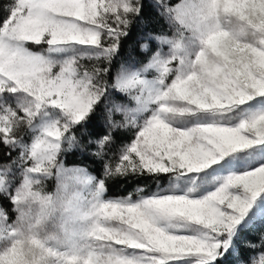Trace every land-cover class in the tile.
<instances>
[{
  "label": "snow or ice",
  "instance_id": "6c2138e0",
  "mask_svg": "<svg viewBox=\"0 0 264 264\" xmlns=\"http://www.w3.org/2000/svg\"><path fill=\"white\" fill-rule=\"evenodd\" d=\"M142 6L141 0L0 5V162L15 179L31 167L26 149L104 159L115 134L131 130L118 163L103 169L107 264H249L246 251L257 242L264 250V228L257 227L264 208L248 215L264 193V160L246 159L264 144V39L230 51L210 39L220 60L210 82L163 67L160 47L149 49V39L162 37L151 31L113 67ZM240 9L250 10L253 29L264 32V0H241ZM149 52L138 61L136 53ZM238 163L240 172L233 170ZM220 171L227 175L213 179ZM142 175L157 183L156 191L104 198L107 178ZM192 175H199L195 184ZM174 221L185 222L183 229ZM250 264H264V253Z\"/></svg>",
  "mask_w": 264,
  "mask_h": 264
},
{
  "label": "clouds",
  "instance_id": "9594fccd",
  "mask_svg": "<svg viewBox=\"0 0 264 264\" xmlns=\"http://www.w3.org/2000/svg\"><path fill=\"white\" fill-rule=\"evenodd\" d=\"M164 30L158 60L163 67L198 73L205 82L220 63L209 50L264 39L252 27L241 0H151ZM239 9V10H238ZM31 167L12 179L0 162V264H107L102 215V178L83 165L64 162L63 153L43 147L25 150ZM8 201V206L4 201Z\"/></svg>",
  "mask_w": 264,
  "mask_h": 264
},
{
  "label": "rangeland",
  "instance_id": "374dc122",
  "mask_svg": "<svg viewBox=\"0 0 264 264\" xmlns=\"http://www.w3.org/2000/svg\"><path fill=\"white\" fill-rule=\"evenodd\" d=\"M141 3H143V6L145 7L143 12H141V15L139 17L135 18V22L132 24V27L134 29V33H133V39L131 41H129V43L126 46H123V48L121 49L120 53L117 55V57L115 58L114 62H113V67L116 66L117 62H119L121 59H126L128 56V45L129 44H133L135 43V41L137 40L138 37L143 36L144 33L151 31V32H155V33H159L162 32L164 30V25L162 20L160 19V17L157 15V10L154 6V4L151 2V0H141ZM148 15V16H147ZM145 16L153 19H147V17L145 18ZM152 16V17H150ZM146 19L148 21H146ZM31 47V46H29ZM158 47L157 42L154 39H149V49L150 52L154 51L156 48ZM32 50L34 51H39L40 48L36 47V46H32ZM149 53L146 54H139L136 53V55L138 56V61L142 62L146 55H149ZM57 57L66 55V53H57L54 54ZM149 78H151V76H149ZM255 110V106H253V108L249 109L248 112L245 114V116L241 117V118H245L246 115L251 114L252 111ZM235 123V121H234ZM100 133L103 132V129L99 130ZM116 143L111 147V150L108 154V156L104 159H97L93 156L88 155L87 153H81L79 151L76 150H69V151H65L63 153L65 159L64 162L66 164L69 165H73V164H78V165H83L85 167H87V169L91 172L94 173L97 177H101V174L103 172L104 169V164L108 163L110 165H115L116 163H118V156H119V146L122 144H126L132 137V131L131 130H124L122 132L116 133ZM72 152H75L76 155H72ZM246 159L249 162H255V161H260V160H264V144H259L256 145L254 150H249ZM91 162L93 164H95V169H93L92 167H89L88 162ZM243 165L238 163L236 165H234L233 170L236 172H240L242 169ZM203 173L199 174L202 175ZM199 175H192V184H195L196 181L199 179ZM227 175V172L224 171H220L217 172L215 174H213V179H219L220 177H223ZM112 179H116L119 181H123V182H127L128 184V189L129 191H127L126 193L120 192L119 190H116V192L119 193H111L114 192V190H110L106 187V192L104 194V198L105 199H115V198H122L127 196L129 193H134L135 190L137 188H144L145 190V194H150L153 191L157 190V183L155 181L152 180V178L150 176H138V177H124V178H107L106 182H110ZM183 179V178H180ZM160 186L161 187H166L167 186V180H162L160 182ZM191 186V185H189ZM177 188H179V184H177ZM122 190V189H120ZM212 190V186H208L206 188L205 191H203L201 194H206L207 191H211ZM197 191H201L200 189H198ZM179 194V193H177ZM135 198V197H134ZM4 205L8 206V201L5 200L4 201ZM259 206L260 208H264V193L259 194L258 196V200H257V204H254L253 206V210L249 212V216L253 215V212L255 211V208ZM248 217H246L245 219H247ZM185 222L183 221H174L172 222L173 227H175L176 229H183ZM166 226V225H163ZM258 228H264V220L260 221L258 223ZM169 230L171 231L172 229L169 228ZM235 239V237H233V240ZM179 264H187L186 261H181L179 262Z\"/></svg>",
  "mask_w": 264,
  "mask_h": 264
},
{
  "label": "trees",
  "instance_id": "16d2710c",
  "mask_svg": "<svg viewBox=\"0 0 264 264\" xmlns=\"http://www.w3.org/2000/svg\"><path fill=\"white\" fill-rule=\"evenodd\" d=\"M5 3H6V0H0V5H3ZM142 5H143V3H142ZM144 8L145 7L142 6L140 11L143 12ZM147 16H145V18ZM150 17H152V16H150ZM147 19L153 20V19H151L149 17H147ZM147 19H146V21H148ZM133 33H134V29L131 28L130 31H129V35L127 37H125L122 40V42H121L122 43V48H123V46H126L129 43V41H131L133 39ZM99 130H101V129H99ZM72 155H76V153L75 152H72ZM88 165H89V167H92L93 169H95V164L91 163L90 161L88 162ZM117 181L118 180H116V179H112L110 182H106V187L108 189H110V190H114V192H111V193H114V194L119 193V192H116L115 189L116 190H119L120 192H123V193H126L127 191H129V190H127L128 189L127 187L130 184H128L127 182H123V181H119V182H117ZM120 189H122V190H120ZM262 253H264V250L260 249L259 242H257L256 247H255V250H253V251H246L245 252V259L248 260L249 261V264H250V262H251L252 259L258 260L259 259V256Z\"/></svg>",
  "mask_w": 264,
  "mask_h": 264
}]
</instances>
